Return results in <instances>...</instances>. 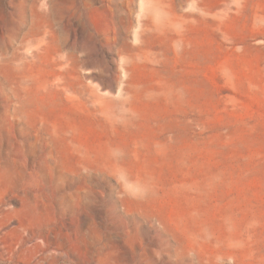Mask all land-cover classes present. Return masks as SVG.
I'll list each match as a JSON object with an SVG mask.
<instances>
[{
    "label": "rangeland",
    "instance_id": "1",
    "mask_svg": "<svg viewBox=\"0 0 264 264\" xmlns=\"http://www.w3.org/2000/svg\"><path fill=\"white\" fill-rule=\"evenodd\" d=\"M199 1L0 0V264H264V0Z\"/></svg>",
    "mask_w": 264,
    "mask_h": 264
},
{
    "label": "clouds",
    "instance_id": "2",
    "mask_svg": "<svg viewBox=\"0 0 264 264\" xmlns=\"http://www.w3.org/2000/svg\"><path fill=\"white\" fill-rule=\"evenodd\" d=\"M117 182L122 183L120 179H117ZM122 187L124 192L133 198L140 197L146 194V190L144 189L143 185L140 183H134L131 185L127 183H123Z\"/></svg>",
    "mask_w": 264,
    "mask_h": 264
},
{
    "label": "bare ground",
    "instance_id": "3",
    "mask_svg": "<svg viewBox=\"0 0 264 264\" xmlns=\"http://www.w3.org/2000/svg\"><path fill=\"white\" fill-rule=\"evenodd\" d=\"M158 1H159V3H160V0H158ZM200 1H201V0H200ZM200 1H199V2H200ZM161 2H162V0H161ZM176 2H177V1H176ZM198 4H200V3H198ZM160 8H162V7L160 6Z\"/></svg>",
    "mask_w": 264,
    "mask_h": 264
}]
</instances>
